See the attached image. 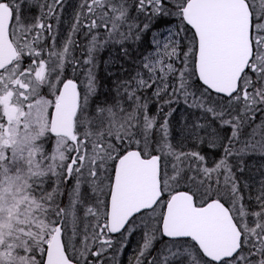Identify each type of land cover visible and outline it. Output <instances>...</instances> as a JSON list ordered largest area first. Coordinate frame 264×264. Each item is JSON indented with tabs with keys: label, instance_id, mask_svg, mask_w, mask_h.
<instances>
[{
	"label": "snow or ice",
	"instance_id": "6c2138e0",
	"mask_svg": "<svg viewBox=\"0 0 264 264\" xmlns=\"http://www.w3.org/2000/svg\"><path fill=\"white\" fill-rule=\"evenodd\" d=\"M256 156L264 0H0V264H264Z\"/></svg>",
	"mask_w": 264,
	"mask_h": 264
},
{
	"label": "rangeland",
	"instance_id": "374dc122",
	"mask_svg": "<svg viewBox=\"0 0 264 264\" xmlns=\"http://www.w3.org/2000/svg\"><path fill=\"white\" fill-rule=\"evenodd\" d=\"M73 2H74V0H73ZM67 29H68L67 24H63L61 26L62 33L66 34ZM78 39H79V37H78ZM81 43H83V41H81ZM76 54H77V56H80V50L79 49L77 50ZM116 58H117V52H116V50L111 49V48L105 49L99 53V55H98L99 67L97 69V76L100 79L101 83H110V80L107 79V73L108 72H112L114 74L120 75V74H122L121 66H123V69H127L129 67V65L127 63H124V61H122V60H119V62H117V63H112L111 61L115 60ZM105 62H108L107 67H106ZM181 112H182V109L178 110L177 113H175L176 119L180 118ZM174 134L178 136L179 132L177 130H174ZM249 162L252 165L259 166V164L264 162V161H261V159L258 156H256V157L250 158ZM139 240H140V236L138 234L133 237L129 248L124 252V254L121 257H119L122 264H128V259L132 255V250L136 247V244Z\"/></svg>",
	"mask_w": 264,
	"mask_h": 264
}]
</instances>
